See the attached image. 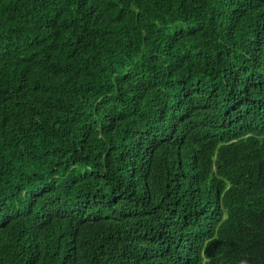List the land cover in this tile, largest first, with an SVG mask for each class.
I'll return each instance as SVG.
<instances>
[{
    "label": "trees",
    "instance_id": "1",
    "mask_svg": "<svg viewBox=\"0 0 264 264\" xmlns=\"http://www.w3.org/2000/svg\"><path fill=\"white\" fill-rule=\"evenodd\" d=\"M0 264H264V0H0Z\"/></svg>",
    "mask_w": 264,
    "mask_h": 264
}]
</instances>
